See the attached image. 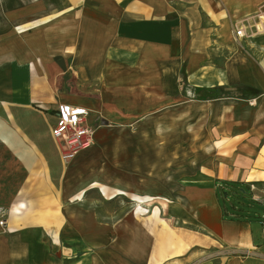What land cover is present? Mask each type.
Returning a JSON list of instances; mask_svg holds the SVG:
<instances>
[{
  "label": "crops",
  "instance_id": "1",
  "mask_svg": "<svg viewBox=\"0 0 264 264\" xmlns=\"http://www.w3.org/2000/svg\"><path fill=\"white\" fill-rule=\"evenodd\" d=\"M15 1L24 20L68 13L70 24L83 23L66 33L81 36L68 45L55 26L19 44L0 42V146L15 150L25 171L9 207L0 206V264H264L262 231L256 236L248 217L230 219L235 211L222 214L218 194L229 182L253 184L257 193L264 187V22L239 42L232 28L257 23L264 0ZM3 4L0 19L8 17ZM66 62L85 82L136 93V110L151 114L159 103L170 114L174 99L182 100V112L190 104L202 109L197 157L175 177L156 174L145 192L171 197L157 200L159 211L114 225L93 206L71 202L84 188L52 205L61 161L50 128L58 104L82 106L63 102L52 84ZM89 186L109 198L122 192ZM45 196L48 214L40 207Z\"/></svg>",
  "mask_w": 264,
  "mask_h": 264
},
{
  "label": "rangeland",
  "instance_id": "2",
  "mask_svg": "<svg viewBox=\"0 0 264 264\" xmlns=\"http://www.w3.org/2000/svg\"><path fill=\"white\" fill-rule=\"evenodd\" d=\"M1 2L8 8V17L2 15L0 19V42L17 39L15 42L19 44L44 26H55L61 30L62 46L68 45L69 39L81 38L68 36L66 33L70 28L83 23V19L77 18L75 24H70L75 20L69 19V14L65 13L58 19L24 20L19 17L21 8L15 0H0V8ZM14 9L17 14H13ZM61 55L68 58V51L62 49ZM66 63L52 84L63 102L80 104L89 109L88 124L96 133L94 132L95 140L91 147L82 150L69 163H60L57 172L61 177V185H57L58 194L51 197L54 203L52 205L59 206L66 194H75L84 188L82 198L71 202L93 206L101 219L108 216L109 221H114V225L120 220L127 226L131 223V215L157 211V206H153L157 205V200L171 198L149 197L145 192L152 187L156 174L171 173L175 177V173L181 171L187 160L197 157L205 134L201 128L204 121L197 114L202 109L198 110L196 105L190 104L186 114L180 108L182 100L174 99L169 108L172 110L170 114H165L164 104L159 103L151 114L144 108L136 110V93L108 87L102 82H85L78 75L79 68ZM212 120L213 117L205 116L207 124L212 123ZM165 158H168L167 163ZM24 176L25 171L16 151L0 146L1 207H9ZM91 181L105 185L109 195L113 194L114 189L123 193L109 198L102 195L96 186L90 187ZM242 187L225 189L219 195L220 204L229 214L236 212L249 216L256 236H260L259 218L264 216V206L253 201L247 187ZM136 195L146 198L147 201L142 203L144 207L136 205L137 201L133 198ZM43 199L40 207L46 213V203L51 202L45 201L46 196ZM136 207H140L138 212L135 211Z\"/></svg>",
  "mask_w": 264,
  "mask_h": 264
},
{
  "label": "built area",
  "instance_id": "3",
  "mask_svg": "<svg viewBox=\"0 0 264 264\" xmlns=\"http://www.w3.org/2000/svg\"><path fill=\"white\" fill-rule=\"evenodd\" d=\"M256 21L258 22H254L252 25L246 20L233 23L234 41L239 42L252 37L253 33L259 29V23L264 22V15L261 13L257 15ZM88 116L89 110L85 107L65 103L58 104L50 134L58 143L59 157L63 164L69 163L80 151L93 145L95 129L88 124ZM247 188L251 199L264 206V187L258 190L259 193L255 192L257 188L253 184H249ZM259 223L264 235V216L259 218ZM4 226V213L0 210V228L2 229Z\"/></svg>",
  "mask_w": 264,
  "mask_h": 264
},
{
  "label": "trees",
  "instance_id": "4",
  "mask_svg": "<svg viewBox=\"0 0 264 264\" xmlns=\"http://www.w3.org/2000/svg\"><path fill=\"white\" fill-rule=\"evenodd\" d=\"M229 184V186H230V188L232 187H236V182H229L228 183ZM229 188V187H228ZM243 188V187H242ZM227 189V188H226ZM244 189V191H246L245 190V188H243ZM224 190L225 189H223V188H221V187H219V191H218V194L219 195H221L223 192H224ZM224 212V209L222 208V214H225V213H223ZM236 216L235 217H231L230 219H239L240 217H248L249 218V216H247V215H239L238 213H236L235 214Z\"/></svg>",
  "mask_w": 264,
  "mask_h": 264
},
{
  "label": "bare ground",
  "instance_id": "5",
  "mask_svg": "<svg viewBox=\"0 0 264 264\" xmlns=\"http://www.w3.org/2000/svg\"><path fill=\"white\" fill-rule=\"evenodd\" d=\"M14 21V20H13ZM50 32V31H49ZM57 42V41H56ZM117 76V75H116ZM0 138L3 140V141H6V139L4 138V137H2V136H0ZM116 191H120L119 189H114V192H116ZM120 193H123V192H120ZM133 198L137 201L136 202V205H138V206H141V207H144L143 206V201L144 202H146L147 200L146 199H143V198H139V197H137L136 198V196H133ZM164 198V197H163ZM137 208H139L140 209V207H137ZM156 210L157 211H159V209H158V207L156 208ZM147 212H150V211H147Z\"/></svg>",
  "mask_w": 264,
  "mask_h": 264
},
{
  "label": "water",
  "instance_id": "6",
  "mask_svg": "<svg viewBox=\"0 0 264 264\" xmlns=\"http://www.w3.org/2000/svg\"><path fill=\"white\" fill-rule=\"evenodd\" d=\"M241 191L243 190V189H240Z\"/></svg>",
  "mask_w": 264,
  "mask_h": 264
}]
</instances>
